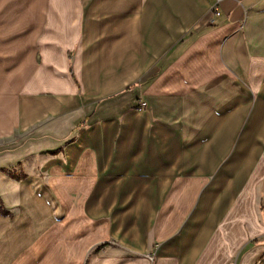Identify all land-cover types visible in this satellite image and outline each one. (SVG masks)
<instances>
[{"label":"crops","instance_id":"crops-1","mask_svg":"<svg viewBox=\"0 0 264 264\" xmlns=\"http://www.w3.org/2000/svg\"><path fill=\"white\" fill-rule=\"evenodd\" d=\"M95 2L0 0V264H264V0Z\"/></svg>","mask_w":264,"mask_h":264},{"label":"rangeland","instance_id":"rangeland-1","mask_svg":"<svg viewBox=\"0 0 264 264\" xmlns=\"http://www.w3.org/2000/svg\"><path fill=\"white\" fill-rule=\"evenodd\" d=\"M96 1H98V0H96ZM103 1H104V0H100V2H95L94 0H85V2H87V3H89V4H90V2H95V3H101V4H103ZM33 14H34V13H33ZM33 14H32V16H33ZM16 15L22 16V13H16ZM35 15H37V14H35ZM32 16H31V19H33ZM26 18H27L28 20H30V19H29V14H27V13H26ZM142 105L144 106L145 103L143 102Z\"/></svg>","mask_w":264,"mask_h":264},{"label":"built area","instance_id":"built-area-1","mask_svg":"<svg viewBox=\"0 0 264 264\" xmlns=\"http://www.w3.org/2000/svg\"><path fill=\"white\" fill-rule=\"evenodd\" d=\"M211 10H212V12H213L214 15H219L220 14V12H219V10L217 8V4L216 3L213 4V6L211 7Z\"/></svg>","mask_w":264,"mask_h":264},{"label":"trees","instance_id":"trees-1","mask_svg":"<svg viewBox=\"0 0 264 264\" xmlns=\"http://www.w3.org/2000/svg\"><path fill=\"white\" fill-rule=\"evenodd\" d=\"M0 207L2 208L1 211L6 212V211L3 209V206L1 205V203H0Z\"/></svg>","mask_w":264,"mask_h":264}]
</instances>
